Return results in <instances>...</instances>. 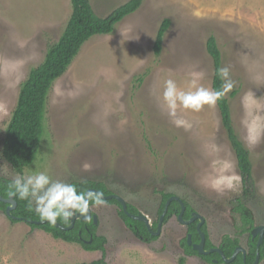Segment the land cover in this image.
Returning a JSON list of instances; mask_svg holds the SVG:
<instances>
[{"label": "rangeland", "instance_id": "1", "mask_svg": "<svg viewBox=\"0 0 264 264\" xmlns=\"http://www.w3.org/2000/svg\"><path fill=\"white\" fill-rule=\"evenodd\" d=\"M90 1L105 16L127 0ZM70 12V0H0V177L44 173L66 184L101 181L150 224L158 219L163 193H172L204 217L214 246L225 235L237 236L247 251L248 236L239 234L234 210L242 187L217 195L205 186L215 162L232 163L240 176L217 103L199 113L178 111L191 125L185 130L170 122L160 96L168 79L187 91L194 72H203L197 83L214 91L206 40L215 35L222 68L235 85L226 94L233 126L252 160L255 192L244 201L246 212L255 226L264 225V132L257 145L247 143L251 122L264 118V110H257L264 106V0H143L112 33L92 36L54 81L39 152L19 173L2 155L10 113L21 82L60 36ZM164 18L169 26L156 54ZM143 73L136 85L135 76ZM85 163L91 172L82 171ZM104 201L103 207L90 206L104 251L54 238L0 210V264H73L101 257L106 264H181V258L183 264H218L184 251L188 225L178 220L179 211L163 221L157 238L146 241L124 223L116 203Z\"/></svg>", "mask_w": 264, "mask_h": 264}, {"label": "trees", "instance_id": "2", "mask_svg": "<svg viewBox=\"0 0 264 264\" xmlns=\"http://www.w3.org/2000/svg\"><path fill=\"white\" fill-rule=\"evenodd\" d=\"M142 2L143 0H127L113 8L105 16H100L95 12L90 0H70L71 12L60 36L56 41L47 46L42 61L38 65L32 67L21 82L15 106L10 113V118L2 140V155L15 171L22 173L24 168L34 161L39 152L44 132L47 97L54 81L66 71L84 42L94 35L112 33L115 26L124 17L135 12L141 6ZM168 26L169 20L164 18L160 23L154 41V51L156 54L160 51L163 36ZM206 50L213 64L212 88L214 91H220L222 90L224 81L217 73L218 70L222 68V52L218 46L215 35L211 34L208 36L206 40ZM144 76L145 73L135 76L134 80L136 85L142 82ZM235 92L236 90H233L232 94H235ZM217 106L221 115L222 126L226 131L227 138L235 153L240 177L242 178L241 196L234 200V210L239 213L241 219L239 234L247 233L248 236V249L245 254L239 253L234 260L225 264H252L256 256L258 236L252 237L251 230L255 227V224L253 219L247 214L244 203V201L253 196L255 192L252 160L249 151L239 139L233 126L229 98L225 95L221 100L217 101ZM12 181V179L0 177V195L2 197H8L6 193L8 191V185H10ZM70 184L76 187L78 193L81 190H87L89 188H95L104 195L114 193L101 181L95 182L85 179L82 181H72ZM172 195V193H163L158 210V219L152 223L153 231L157 228L159 216L163 211L166 200ZM14 201L15 206L10 211V219L12 221H25L31 227L40 228L51 234L54 238L62 239L66 242L79 243L86 250L104 251V237L96 234L97 226L92 218L89 220L76 219L73 225L68 229H61L47 222L35 224L29 221L40 219L34 210L31 212L27 210L28 201H22L19 198H15ZM106 201L118 205L120 217L140 239L151 241L157 238V235H153L143 221L133 219L125 214L120 203L116 199H108ZM183 201L186 205L183 217L189 218L193 209L185 200ZM7 206L8 203L0 201V210H5ZM127 208L132 214L140 213L129 203H127ZM179 209V203L173 200L168 206L164 221L171 213L178 212ZM57 222L64 226L69 225V221H64L63 219H58ZM201 230L205 233V248L214 247L209 240L205 223L201 225ZM187 233L191 234L192 243H198L200 241L197 220L188 225ZM187 235L183 239L184 251L187 254H198L208 262H213V259H217L218 264L224 263L220 254L217 252H211L209 254L198 253L193 249L192 244H188ZM238 245H241L239 237L225 235L218 247L229 257ZM263 257L264 238L260 246V260ZM183 262L184 259L181 258L180 263L183 264ZM73 264L106 263L103 257H101L90 262Z\"/></svg>", "mask_w": 264, "mask_h": 264}, {"label": "clouds", "instance_id": "3", "mask_svg": "<svg viewBox=\"0 0 264 264\" xmlns=\"http://www.w3.org/2000/svg\"><path fill=\"white\" fill-rule=\"evenodd\" d=\"M218 76L224 81L222 90L212 91L200 86L197 81L204 78L203 72L192 73V80L187 85V91L177 87L175 81L168 79L164 82L160 101L173 126L188 130L190 123L178 116V111L201 112L205 107L214 109L217 101L229 93L234 85L229 79L228 68H220ZM257 110H264L258 106ZM6 115V111L4 112ZM250 133L247 143L255 146L259 143L261 132H264V118L256 117L249 125ZM92 165L85 163L82 171L91 172ZM205 186L223 195L225 192H235L242 186V178L235 173L234 165L229 162H215L213 172L205 178ZM6 195L10 199L19 198L28 201V211H33L41 222L55 226L58 219L69 221L74 213L87 217L90 206L103 207L105 201L102 192L81 190L79 193L74 185L52 181L44 173L16 177L10 185ZM34 205V209H33ZM90 219V217H87Z\"/></svg>", "mask_w": 264, "mask_h": 264}, {"label": "water", "instance_id": "4", "mask_svg": "<svg viewBox=\"0 0 264 264\" xmlns=\"http://www.w3.org/2000/svg\"><path fill=\"white\" fill-rule=\"evenodd\" d=\"M86 191H91V192H100L98 191L97 189L95 188H89L87 189ZM103 198L105 200H108V199H116L123 211L125 214H127L128 216H130L131 218L133 219H137V220H140V221H143L145 223V225L147 226L148 230L153 234V235H158L161 231V227H162V223L164 221V216L168 210V206L169 204L174 200V201H177L179 203V206H180V210H179V213H178V220L185 224V225H189L190 223L194 222L197 220V229L200 233V241L198 243H192V237H191V234L188 233L187 235V242L188 244H192V247L193 249H195L198 253L200 254H209L211 252H217L220 254L222 260L224 261V263H228V262H231L232 260L235 259V257L237 256V254L239 253H242L243 255L245 254V249L241 246V245H238L231 256L227 257L223 251L220 249V247L218 246H214V247H211V248H205V233L201 230V225L204 223V217L200 214V213H196V212H192L191 216L189 218H184L183 215H184V212H185V209H186V205L184 203V201L182 199H180L179 197L175 196V195H172L170 196L166 202H165V205H164V208H163V211L159 217V221H158V224H157V228L155 231L152 230V224H150V221L148 219L147 216L139 213V214H132L129 212L128 208H127V202L124 200V198L120 195H117L115 193H111V194H107V195H104L103 194ZM0 201H3V202H6L8 203V206L6 207L5 211L6 213L11 216V212L10 210L15 206V201L14 199H10L9 197H2L0 195ZM87 217H90L93 219V222L94 223H97V217L96 215L92 214L91 212V209H89V212L87 213ZM87 217H82L79 213H74L72 218L69 220V225L67 226H64L62 224H60L59 222H56V225L58 228H61V229H68L70 228L74 221L76 219H80V220H89ZM29 222L31 223H35V224H41V223H45V222H41L40 220H30ZM251 234H252V237H256L258 236V240H257V243H256V256H255V259L253 261L252 264H258L259 261H260V246L263 242V238H264V225H258V226H255L252 230H251ZM215 263H217V259L214 260Z\"/></svg>", "mask_w": 264, "mask_h": 264}]
</instances>
